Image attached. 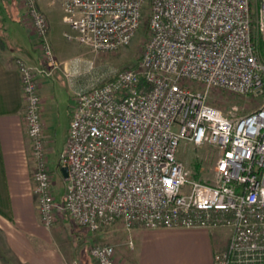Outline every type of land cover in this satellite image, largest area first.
<instances>
[{
    "label": "built area",
    "instance_id": "obj_1",
    "mask_svg": "<svg viewBox=\"0 0 264 264\" xmlns=\"http://www.w3.org/2000/svg\"><path fill=\"white\" fill-rule=\"evenodd\" d=\"M25 5L46 60L17 59L42 222L59 207L47 161L38 76L57 63L38 0ZM57 1L58 3H56ZM75 38L94 52L129 45L147 20L137 67L98 77L76 93L59 166L68 167L62 206L79 225L231 228L210 264H264V0H50ZM257 96L239 114L210 102L212 90ZM218 151L213 181L197 178L178 154L181 142ZM95 264H120L113 244L90 249Z\"/></svg>",
    "mask_w": 264,
    "mask_h": 264
},
{
    "label": "crops",
    "instance_id": "obj_2",
    "mask_svg": "<svg viewBox=\"0 0 264 264\" xmlns=\"http://www.w3.org/2000/svg\"><path fill=\"white\" fill-rule=\"evenodd\" d=\"M10 35L13 44L9 47L0 39V232L3 243L0 259L3 264H69L71 254L49 241L34 192L35 161L27 134L17 59L37 66L41 58L32 52L29 33L23 25ZM24 51L26 54L22 55ZM59 72L57 68L53 74ZM38 80L45 141L49 145L54 140L53 127H64L62 151L74 106L65 118H57L54 95L48 84L51 79L39 75ZM221 232L219 227H137L132 231L134 249H121L117 258L120 264H210L214 251L227 246Z\"/></svg>",
    "mask_w": 264,
    "mask_h": 264
},
{
    "label": "rangeland",
    "instance_id": "obj_3",
    "mask_svg": "<svg viewBox=\"0 0 264 264\" xmlns=\"http://www.w3.org/2000/svg\"><path fill=\"white\" fill-rule=\"evenodd\" d=\"M55 2L58 3L57 1ZM59 5L53 4L50 0H38V6L45 14L50 25L47 39L53 47L57 63L54 71L57 68L60 69L59 73H52L51 78L50 76L44 77L51 79L48 80V84H50L54 95L57 118L59 116L60 118H65L75 106L78 90L91 85L94 81L96 82L98 77L111 78L114 73L134 67L136 64L139 65L146 48L148 29L147 20H145L129 45L112 52H94L75 38H68L65 35L66 32L70 33L69 25L62 17L63 13ZM31 17L25 5L9 1L0 2V39L8 47L11 46L13 42L10 34L12 32L16 33L19 25H23L29 33V43L32 52L36 57L41 58L40 64H37L41 65L46 60L35 31L36 26ZM26 40L27 38L25 37V42ZM25 51L21 54H26ZM210 102L220 107L224 112H228L231 104H236L239 108L237 113L245 114L257 109L263 99L250 95L236 96L215 89L210 93ZM51 134L54 140L49 144L50 147L46 143L47 161L53 173L52 190L59 207H57L56 218L51 225L46 226L42 222L49 234L51 244L71 254L72 258L69 260V264H95L89 249L93 244L97 243L113 244L116 258L118 257L117 252L121 249H134V247L129 246V233L121 224H115L104 231H94L89 227L76 223L73 217L61 208L67 186V179L62 175L58 167V160L64 141V127H53ZM48 151H50L49 158ZM178 154L197 178L208 182L213 181L215 164L219 155L214 147L209 145L195 146L182 141ZM197 164H199V168H196ZM218 227L222 230V237L228 245L231 228L227 226ZM2 246V235L0 232V249ZM0 264H3L2 259H0Z\"/></svg>",
    "mask_w": 264,
    "mask_h": 264
},
{
    "label": "water",
    "instance_id": "obj_4",
    "mask_svg": "<svg viewBox=\"0 0 264 264\" xmlns=\"http://www.w3.org/2000/svg\"><path fill=\"white\" fill-rule=\"evenodd\" d=\"M60 171H61V173H62V175L65 177V178H67L68 177V167H66V166H62L61 168H60Z\"/></svg>",
    "mask_w": 264,
    "mask_h": 264
},
{
    "label": "trees",
    "instance_id": "obj_5",
    "mask_svg": "<svg viewBox=\"0 0 264 264\" xmlns=\"http://www.w3.org/2000/svg\"><path fill=\"white\" fill-rule=\"evenodd\" d=\"M134 67H137V64H136ZM196 168H199V164L196 165ZM222 249H224V247H222V248L219 249V250H222Z\"/></svg>",
    "mask_w": 264,
    "mask_h": 264
}]
</instances>
